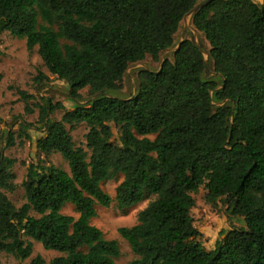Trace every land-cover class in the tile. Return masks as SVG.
Wrapping results in <instances>:
<instances>
[{
    "label": "trees",
    "instance_id": "16d2710c",
    "mask_svg": "<svg viewBox=\"0 0 264 264\" xmlns=\"http://www.w3.org/2000/svg\"><path fill=\"white\" fill-rule=\"evenodd\" d=\"M197 2L0 0V35L37 47L50 74L79 100L84 88L117 90L130 63L157 60ZM193 24L210 45L218 80L204 76L199 47L185 39L158 72L140 71L134 97L102 95L55 121L47 116L56 105H38L45 134L27 138L42 155L60 153L69 170L32 162L20 207L2 191L14 190L15 160L0 148V252L25 260L33 240L60 253L48 264H115L118 242L90 221L95 204L112 202L101 183L120 173L118 208L145 193L155 197L134 225L118 229L135 255L127 264H264V0H210ZM81 123L85 147L75 146L66 128ZM2 139L11 145L13 136L7 131L0 145ZM201 186L207 201L225 199L229 217L245 224L223 232L212 250L196 239L191 213ZM68 204L77 218L63 213Z\"/></svg>",
    "mask_w": 264,
    "mask_h": 264
},
{
    "label": "rangeland",
    "instance_id": "374dc122",
    "mask_svg": "<svg viewBox=\"0 0 264 264\" xmlns=\"http://www.w3.org/2000/svg\"><path fill=\"white\" fill-rule=\"evenodd\" d=\"M260 2L261 0H257ZM192 39L200 45L204 52H208L210 45L202 32L196 30L192 24L191 15L186 16L175 33V42L181 39ZM173 50L171 47L162 50L158 59L155 60L151 55H147L143 60L130 63L119 88L115 91H107L108 94L127 98L132 96L139 84V73L145 69L157 71L164 59L173 60ZM206 56V55H205ZM214 67L209 59L207 77L214 76ZM46 76V78L43 77ZM217 79V78H214ZM218 80V79H217ZM68 85L64 80L58 79L50 74L38 54V48L28 50L26 40L13 36L8 31L0 35V137L5 132H10L13 136L12 144L8 145L7 139L1 141L2 153L15 160L12 171L14 173L13 191L2 190L16 207H20L26 202L24 196L23 181L26 178L27 168L32 162L39 159L47 164H53L64 170H69L67 161L58 152L49 155H42L35 149L31 139L41 137L45 134L44 123L39 121L38 105H45L49 99L54 110L48 112L49 120H60L62 114L67 109L76 106L91 104L93 96L88 88L80 90L81 98L79 103L70 99L67 95ZM61 105V106H59ZM27 108L32 111L28 112ZM75 146L85 147V135L88 132L86 124L81 123L74 127L66 125ZM153 139V135L149 136ZM123 179L122 174H115L108 177L101 183L102 189L110 195L112 202L109 206L95 204L97 215L91 219V224L98 227L106 239L116 240L120 247V255L115 258V264H127L135 255L129 244L118 233L120 227H130L137 222L138 213L155 197L151 193H145L144 198L138 204L129 208L120 209L115 201V189ZM206 189L201 186L194 195L195 206L191 213L194 223L199 231L197 240L206 250H212L219 240L224 238L222 235L226 230L233 227H244V222L237 218L229 217L228 204L225 199L216 202H209L205 198ZM63 213L77 218L78 214L71 204H68ZM31 214L35 215L33 212ZM26 240H31L25 237ZM33 243V252L25 260L11 254L0 252V264H31V260L40 255L44 259V264H48L51 259L60 255L56 250H47L36 241Z\"/></svg>",
    "mask_w": 264,
    "mask_h": 264
},
{
    "label": "water",
    "instance_id": "95a60500",
    "mask_svg": "<svg viewBox=\"0 0 264 264\" xmlns=\"http://www.w3.org/2000/svg\"><path fill=\"white\" fill-rule=\"evenodd\" d=\"M210 0H198V2L191 8V10H189L185 15H184V17L182 18V20L186 17V16H188V15H191V17H192V24H193V17H194V14L202 7V6H204L205 4H207L208 2H209ZM254 2H257V3H259L257 0H253ZM181 20V21H182ZM180 24H181V22H180ZM180 24H179V27H180ZM194 25V24H193ZM179 27H178V29H179ZM195 27V26H194ZM196 28V27H195ZM196 30H198L197 28H196ZM178 31V30H177ZM199 31V30H198ZM201 32V31H200ZM204 35V34H203ZM205 37V36H204ZM185 39H187V38H184V39H181V40H179L177 43L175 42V36H174V42H173V44H172V46L171 47H174V50H173V60H174V53H175V51L179 48V46H180V44H181V42L182 41H184ZM206 39V38H205ZM190 40H192V39H190ZM193 41V40H192ZM194 42V41H193ZM195 43V42H194ZM198 47H199V49H200V51H201V53H202V55H203V58H204V60H205V71H204V76L206 77V78H209V77H207V69H208V62H209V59L212 61V59H211V56H210V49L208 50V52H204V50L200 47V45H198L197 43H195ZM171 47H169V48H171ZM169 48H167V49H169ZM164 50H166V49H164ZM206 55V56H205ZM166 59H164L162 62H161V65H160V68H159V70L161 69V66H162V63L165 61ZM173 60H171V61H173ZM212 63H213V61H212ZM128 68V67H127ZM127 70V69H126ZM145 70H147V69H145ZM159 70H157V71H152V72H158ZM147 71H151V70H147ZM126 72V71H125ZM214 73V76L212 77V78H210V79H214V78H217L218 77V74L214 71L213 72ZM219 87H221V86H219ZM137 90H138V88H137ZM137 90H136V92L132 95V96H130V97H127V98H131V97H134L135 95H136V93H137ZM67 95L69 96V94L67 93ZM102 95H105V96H108V97H118V96H113V95H110V94H108L107 92H98V93H96L94 96H93V98H92V100H91V103L97 98V97H99V96H102ZM69 98L70 99H72V100H74V101H76V102H78L79 103V100L78 99H73V98H71L70 96H69ZM118 98H121V97H118ZM228 102V100L227 99H225L224 101H222V102H220V103H215V104H217V105H224V104H226ZM80 106H84V105H80Z\"/></svg>",
    "mask_w": 264,
    "mask_h": 264
},
{
    "label": "crops",
    "instance_id": "0c3cea01",
    "mask_svg": "<svg viewBox=\"0 0 264 264\" xmlns=\"http://www.w3.org/2000/svg\"><path fill=\"white\" fill-rule=\"evenodd\" d=\"M261 2V1H260Z\"/></svg>",
    "mask_w": 264,
    "mask_h": 264
}]
</instances>
